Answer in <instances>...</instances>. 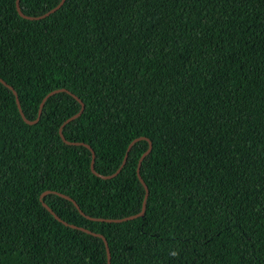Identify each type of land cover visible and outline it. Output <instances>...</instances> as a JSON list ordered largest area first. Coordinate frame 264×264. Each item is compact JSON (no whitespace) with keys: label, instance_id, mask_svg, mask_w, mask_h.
<instances>
[{"label":"trees","instance_id":"1","mask_svg":"<svg viewBox=\"0 0 264 264\" xmlns=\"http://www.w3.org/2000/svg\"><path fill=\"white\" fill-rule=\"evenodd\" d=\"M59 0H19L38 16ZM0 0V264H264V0ZM42 97L53 89L40 107ZM77 97V99L75 98ZM83 108L79 115L58 127ZM143 214L139 212L144 187ZM60 219L58 220L39 201ZM73 224L76 227H71Z\"/></svg>","mask_w":264,"mask_h":264},{"label":"water","instance_id":"2","mask_svg":"<svg viewBox=\"0 0 264 264\" xmlns=\"http://www.w3.org/2000/svg\"><path fill=\"white\" fill-rule=\"evenodd\" d=\"M18 1H19V0H15V7H16L17 13L20 14V15H22L21 12H20V10H19V7H18ZM62 2H63V0H59L58 3H57L55 6H53L51 9H49L48 11H46L45 13H43V14H41V15H38V16H24V15H22V16H24V17H26V18H29V19H37V18H41V17H43V16H45V15H48L50 12L54 11L55 9H57V8L62 4ZM0 81L3 83V81H2L1 79H0ZM9 88L12 90V92H13V94H14V96H15L16 106H17V108H18V111H19L21 117L24 119V117H23V115H22V112H21V110H20V107H19V103H18L17 98H16V95H15V92H14V90H13L10 86H9ZM59 90H62V88L50 90L49 92H47V93L42 97V99H41V101H40V103H39V108H38L37 116L35 117V119H33V120H26V119H24V120H25L27 123H34V122L38 119V116H39V113H40V107H41L43 101H44L49 95H51V94H53V93H55V92H57V91H59ZM75 98L77 99V97H75ZM79 102H80V101H79ZM82 108H83V104L80 102V108H79V110H78L76 113L72 114L71 116H68L67 118H65V119L62 121V123H61L60 126L58 127V134H59V136L62 138V140L65 141V142H67V143H70V144H82V145L86 146L87 148H89V150H90V154H91L89 167H90L91 172L95 173L96 175H98V176H100V177H102V178L112 177V176H114L115 174H117V172H118V171L120 170V168L122 167V165H123V163H124V161H125V158H126L127 152H128V150H129L131 144H132L137 138H140V137L133 138V139L128 143V145H127V147H126V150H125V153H124V156H123V158H122L120 164L118 165V167L115 169L114 172H112V173L109 174V175H100V174L96 173V172L94 171V169H93L94 153H93V150L89 147V145H87V144H85V143H83V142H77V141H66V140L63 138L62 133H61V127H62L66 122H68V121H70L71 119L77 117V116L79 115V113L81 112ZM150 146H151V145H150V142L148 141V146H147V148L142 152V154L140 155V157L138 158L137 165H136V169H135L136 176H137L138 180L142 183V185H143V187H144V196H143V199H142V205H141V208H140L139 212H137V213H135V214L128 215V216L120 217V218H108V219H103V218H94V217L86 216L87 218L94 219V220L99 219V220H106V221H111V222H119V221H124V220H127V219H131V218H134V217H137V216H140V215L143 214V211H144L143 205H144V201H145V196H146V193H147V189H146V186H145L144 182L142 181V179H141V177H140V175H139V165H140V160H141V159L145 156V154H147L148 151L150 150ZM49 192H53V193H55V194H57V195H59V196H61V197H64V198L70 200L71 202H73V203L75 204V206H76V208L79 210V212H80L81 214H83V213L80 211V209L78 208V206L76 205V203L74 202V200L71 199L70 197L65 196V195H63V194H61V193H59V192H55V191H51V190H45V191H43V192L39 195V201H40L41 204H42V205H43V206H44V207H45L50 213H52L53 216H54L55 218H57L58 220H60V219H59V218H58V217H57V216L51 211V209H50V208H49V207H48V206L42 201V196L45 195L46 193H49ZM68 225L71 226V227H76V226L73 225V224H68ZM78 228L81 229V230H84V231H86V232L92 233V234H94V235L100 236V237L102 238V240H103V242H104V245H105V250H106V264H109V252H108V248H107L106 241H105L104 237H103L101 234L91 232V231H89V230H87V229H85V228H83V227H78Z\"/></svg>","mask_w":264,"mask_h":264}]
</instances>
